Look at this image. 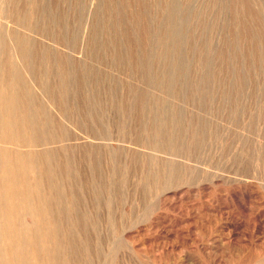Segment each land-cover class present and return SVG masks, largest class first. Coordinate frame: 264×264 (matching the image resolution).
Masks as SVG:
<instances>
[{"label": "rangeland", "instance_id": "374dc122", "mask_svg": "<svg viewBox=\"0 0 264 264\" xmlns=\"http://www.w3.org/2000/svg\"><path fill=\"white\" fill-rule=\"evenodd\" d=\"M0 264H264V0H0Z\"/></svg>", "mask_w": 264, "mask_h": 264}]
</instances>
